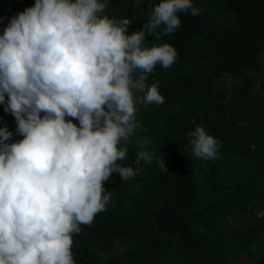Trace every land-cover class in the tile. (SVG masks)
Segmentation results:
<instances>
[{
  "label": "trees",
  "instance_id": "16d2710c",
  "mask_svg": "<svg viewBox=\"0 0 264 264\" xmlns=\"http://www.w3.org/2000/svg\"><path fill=\"white\" fill-rule=\"evenodd\" d=\"M34 2L0 0V24L9 23L12 4L19 13ZM193 5L200 14L178 13L174 34L146 37L145 46L169 42L177 51L174 64L157 65L147 81L158 82L165 101L137 105L142 127L121 143L127 155L118 163L140 171L127 181L113 172L105 182L112 200L74 234L76 264H234L240 256L264 264V0ZM150 11L147 0H109L104 14L130 19L131 34ZM5 124L12 140L22 139L0 104ZM197 125L221 143L215 160L192 155L186 134ZM145 138L164 168L135 164Z\"/></svg>",
  "mask_w": 264,
  "mask_h": 264
},
{
  "label": "clouds",
  "instance_id": "9594fccd",
  "mask_svg": "<svg viewBox=\"0 0 264 264\" xmlns=\"http://www.w3.org/2000/svg\"><path fill=\"white\" fill-rule=\"evenodd\" d=\"M108 2L35 0L0 33V104L22 137L0 126V264H76L74 234L112 200L105 182L140 171L118 163L121 143L142 127L138 104L165 101L149 75L177 58L169 42H144L174 34L178 13L201 10L193 0H147L149 18L129 34L130 19L104 14ZM186 135L195 158L218 157L221 143L204 127ZM150 142H137L135 164L164 168Z\"/></svg>",
  "mask_w": 264,
  "mask_h": 264
},
{
  "label": "rangeland",
  "instance_id": "374dc122",
  "mask_svg": "<svg viewBox=\"0 0 264 264\" xmlns=\"http://www.w3.org/2000/svg\"><path fill=\"white\" fill-rule=\"evenodd\" d=\"M11 8H12L11 10H12V14H13V12L15 11V5L12 4ZM14 13H16V12H14ZM5 20L9 22L10 21L9 16H7V18ZM4 27H5V24H3V26L0 29L2 30ZM124 250L125 249H124V247L122 245H118L117 250L115 251V253L121 254ZM243 256H245V255H243ZM229 264H231V263H229ZM234 264H250L249 257L248 256H246V257L240 256V260H238Z\"/></svg>",
  "mask_w": 264,
  "mask_h": 264
},
{
  "label": "built area",
  "instance_id": "2783aa9c",
  "mask_svg": "<svg viewBox=\"0 0 264 264\" xmlns=\"http://www.w3.org/2000/svg\"><path fill=\"white\" fill-rule=\"evenodd\" d=\"M18 13H13L12 14V17L14 16V15H17ZM1 23V22H0ZM3 26V24H0V28Z\"/></svg>",
  "mask_w": 264,
  "mask_h": 264
}]
</instances>
